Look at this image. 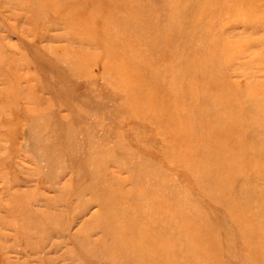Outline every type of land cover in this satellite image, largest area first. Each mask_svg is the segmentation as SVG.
I'll use <instances>...</instances> for the list:
<instances>
[{
	"label": "rangeland",
	"instance_id": "374dc122",
	"mask_svg": "<svg viewBox=\"0 0 264 264\" xmlns=\"http://www.w3.org/2000/svg\"><path fill=\"white\" fill-rule=\"evenodd\" d=\"M0 264H264V0H0Z\"/></svg>",
	"mask_w": 264,
	"mask_h": 264
}]
</instances>
